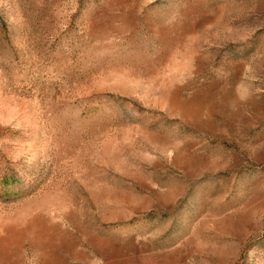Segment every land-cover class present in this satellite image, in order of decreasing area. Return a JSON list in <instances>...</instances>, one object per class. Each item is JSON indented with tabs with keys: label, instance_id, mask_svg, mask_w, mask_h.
Returning <instances> with one entry per match:
<instances>
[{
	"label": "rangeland",
	"instance_id": "374dc122",
	"mask_svg": "<svg viewBox=\"0 0 264 264\" xmlns=\"http://www.w3.org/2000/svg\"><path fill=\"white\" fill-rule=\"evenodd\" d=\"M0 264H264V0H0Z\"/></svg>",
	"mask_w": 264,
	"mask_h": 264
}]
</instances>
